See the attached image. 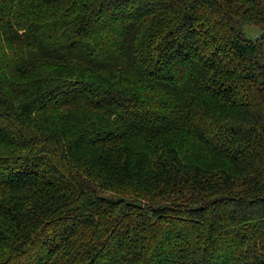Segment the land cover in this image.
Returning <instances> with one entry per match:
<instances>
[{
    "label": "trees",
    "instance_id": "trees-1",
    "mask_svg": "<svg viewBox=\"0 0 264 264\" xmlns=\"http://www.w3.org/2000/svg\"><path fill=\"white\" fill-rule=\"evenodd\" d=\"M264 0H0V264H264Z\"/></svg>",
    "mask_w": 264,
    "mask_h": 264
},
{
    "label": "rangeland",
    "instance_id": "rangeland-1",
    "mask_svg": "<svg viewBox=\"0 0 264 264\" xmlns=\"http://www.w3.org/2000/svg\"><path fill=\"white\" fill-rule=\"evenodd\" d=\"M246 28L249 30L250 35L252 37H256L259 34H261L262 31H264V27L261 24L260 25H255V24L246 23L245 29Z\"/></svg>",
    "mask_w": 264,
    "mask_h": 264
}]
</instances>
